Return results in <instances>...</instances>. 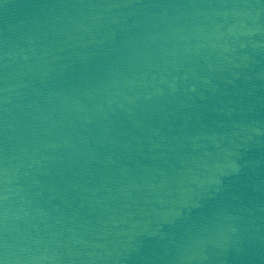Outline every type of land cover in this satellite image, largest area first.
Here are the masks:
<instances>
[{
	"label": "water",
	"instance_id": "water-1",
	"mask_svg": "<svg viewBox=\"0 0 264 264\" xmlns=\"http://www.w3.org/2000/svg\"><path fill=\"white\" fill-rule=\"evenodd\" d=\"M0 264H264V0H0Z\"/></svg>",
	"mask_w": 264,
	"mask_h": 264
}]
</instances>
